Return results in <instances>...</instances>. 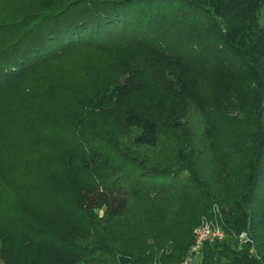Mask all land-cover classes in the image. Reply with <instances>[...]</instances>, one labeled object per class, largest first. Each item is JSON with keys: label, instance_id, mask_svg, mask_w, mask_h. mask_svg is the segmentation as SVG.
<instances>
[{"label": "trees", "instance_id": "1", "mask_svg": "<svg viewBox=\"0 0 264 264\" xmlns=\"http://www.w3.org/2000/svg\"><path fill=\"white\" fill-rule=\"evenodd\" d=\"M14 4L0 11V106L10 103L13 96L31 93L30 101L18 106L34 109L45 119L41 130L46 120H54V135L65 144L49 151L58 157L53 171L57 176L43 168L32 169L41 177L23 176L30 188L43 189L52 196L55 214L51 228L28 222L17 212L12 214L20 228L12 229L15 237L9 230L0 232L1 264H180L192 244L193 229L202 217L211 216L213 204L220 208L224 238L205 243L197 264H264L261 113L252 120L257 148L247 160L238 154L244 165L228 166L234 170L232 179L226 176L229 190L223 189L224 194L214 198L206 185L195 182L197 178L188 168L191 160L165 169L132 153L136 148L154 149L159 131L170 127V121L150 102L142 99L132 105L127 101L142 78L146 56H139L141 68L122 63L121 71L91 92L70 90L67 88L75 84L59 85L49 79L58 73L67 78L78 76L76 69L69 73L65 64H73L87 49L134 41L153 48L151 43L162 44L159 41L165 39L168 43L162 52L168 55L171 50L165 60V91L181 93L188 88L191 74L187 76L173 56L185 57V64L194 72L192 82L203 92L199 103L221 121L232 123L238 120L229 119L232 113L243 109L241 105L234 111L244 92L255 91L259 104H264V27L258 24L264 0H30L20 7ZM107 114L129 130L125 151L113 157L103 151L108 145L111 149L117 145L112 139L110 144L109 134L101 129L91 133L92 145L79 143L78 136L84 121ZM41 134L27 142L30 146L22 144L24 154L36 150L44 135L52 139L46 130ZM98 142L103 147L99 148ZM221 163L218 161L219 167ZM185 177L193 183V189L185 192L187 208L161 204L164 194L175 190ZM143 190H147L148 207L157 210L152 216L156 225L151 228L156 230L163 219L171 221L169 234L140 230L133 224L129 229L121 224L114 227L130 200ZM242 231L251 239L253 253L248 245L238 248L236 236ZM79 234L85 235L81 241Z\"/></svg>", "mask_w": 264, "mask_h": 264}, {"label": "rangeland", "instance_id": "2", "mask_svg": "<svg viewBox=\"0 0 264 264\" xmlns=\"http://www.w3.org/2000/svg\"><path fill=\"white\" fill-rule=\"evenodd\" d=\"M29 1L0 0V11L2 8H7L11 3H15L14 7H20L29 3ZM258 24L260 27H264V6L258 14ZM159 42H162V44L158 42L151 43L153 48L139 41H134L104 48L87 49L80 52V54L83 53L82 56H78L73 64L70 61L65 64L69 73L76 69L75 72L78 73V76L67 78L64 73H58L49 79L59 85L65 82L75 84L74 88H67L70 90L79 89L91 92L96 85H105L109 78L114 77L118 71H121L120 66L122 63L129 64L134 68L138 65H141V68L144 63L141 69L142 78L132 90L127 101L132 105L141 103L142 99H144L143 102H150L162 117L170 121V127L159 131L157 146L154 149L136 148L132 153L135 152L146 163L158 165L165 169L182 165L187 159L191 160V165L188 168L192 175L196 176L195 182L206 185V189L209 190L208 193L214 194L212 197L220 198V195L224 194L225 190L223 191V189L227 188L229 190L227 184H225L226 179L228 177L232 179L234 170L230 171L228 166L244 165L238 154L240 157L245 155L246 157H244L247 160L249 158L248 154L257 148L258 137L253 130L252 120L255 114L261 113L264 116V104H259L255 91L252 93L244 92L242 96L237 98L240 104L235 106L234 111L241 105L243 109L239 108L236 115L232 113L229 118L238 120L232 123L221 121V117L214 115L199 103L203 95L202 90H200L201 86L197 84L195 87L192 82L194 72L191 73L188 68V65L189 67L191 65H186L188 59L179 57V55L177 57L173 56L174 59L180 63L181 68H184V73H187V76L191 74V79L187 80L188 88L181 93L165 91V60L170 58L171 50L168 55L162 52L165 51L168 42L165 39ZM210 45L208 43V49H206L208 54L211 50ZM139 56H146L147 59L141 63L142 60L139 59ZM199 60L197 59L195 62ZM201 60L203 59L201 58ZM145 66L147 67L145 68ZM212 66L208 67L211 69ZM42 70V75L46 76L47 72L44 71V68ZM140 89L142 91H139ZM30 94L26 97H11L10 103L7 104L10 106L8 108H5L6 104L0 106V232L9 230L13 237H15V234L12 229L14 230L16 225L20 228L11 219L12 214H16L15 212L19 214V217L36 225L49 228L50 224L53 223L55 208L52 204H55V202L52 196L43 189L30 188L31 183L28 179L30 176L41 177V174L38 175L32 171L33 168L39 170L43 168L45 171L57 176L53 171L55 172L58 157L49 151L58 149V147L65 144L62 139L59 140L57 134L54 135L55 121L46 120V126L42 130H46V136L52 137V139L49 140L44 135V138L37 143L35 142L37 144L36 150L32 148L26 154L20 149L23 147L22 144L25 143V146H30L27 142H32L42 135L41 128L45 121V119L39 117L34 109L32 110L27 106H18L20 103L29 102ZM22 97L23 99H21ZM18 99L21 102L17 101ZM113 116L112 114H107L105 117L95 115L84 121L85 127L81 128L80 133H78L79 143L84 145H90L91 143L92 145L91 133L101 129L104 134H109L108 141L110 144L114 141L113 144L117 145L116 147L111 145L112 149L108 145L109 147H106L105 150L102 149L103 152L107 151V155L113 157L115 153L119 155L121 151H125V141L128 140L129 130L119 123H115L116 121L113 122ZM71 135L73 136V134ZM108 141H104L103 144H109ZM48 142H51V144L47 145ZM100 144L99 142L97 144L100 146L99 148L103 147ZM239 150L243 152L239 153ZM218 161L222 162L221 167H219ZM11 168L13 171L8 173ZM234 174H236V171ZM24 175L28 179L23 178ZM45 176L50 179L49 174L45 173ZM45 176L43 175L42 179ZM60 182L65 186L67 185L66 180ZM191 189H193V183L189 179L187 180L186 177L182 178L177 183L175 190L166 195L164 194L161 204H168V206L175 204L187 208L185 194ZM234 190L237 192L238 189L234 188ZM146 192L147 190H143L142 194L140 193L136 198L130 200L127 210L119 219L113 222L114 227H120L121 224V227L129 229L133 224V227L135 225L140 230H151V232L157 230L160 235L169 234L171 230L169 223L171 221L163 222V219L156 230L151 228L156 225L152 218L157 210H151L148 207L146 201L148 194ZM189 193L191 192L189 191ZM142 199H144V202ZM211 209L218 212V218L221 220L219 206L213 204ZM170 212L168 211V213ZM147 214L150 215L147 216ZM97 215H101V211H97ZM178 225L181 227L179 223ZM177 232L180 234V231ZM84 236L82 234L77 235L79 241L83 240ZM192 263L197 264L195 260Z\"/></svg>", "mask_w": 264, "mask_h": 264}, {"label": "built area", "instance_id": "3", "mask_svg": "<svg viewBox=\"0 0 264 264\" xmlns=\"http://www.w3.org/2000/svg\"><path fill=\"white\" fill-rule=\"evenodd\" d=\"M210 214V217H202L199 224L193 229L192 244L189 247L187 256L181 261L180 264H191L194 260L198 262L200 250L205 243L219 241L224 238V233L220 228L218 212H216L215 209H211ZM236 241L238 248L243 245H248L250 247L249 252L253 253L252 241L247 236L246 232H240L236 236Z\"/></svg>", "mask_w": 264, "mask_h": 264}]
</instances>
